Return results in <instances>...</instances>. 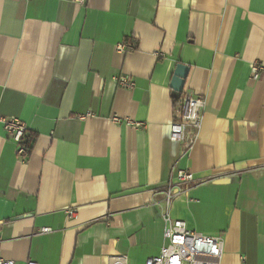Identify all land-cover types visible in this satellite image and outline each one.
<instances>
[{"label": "crops", "instance_id": "0c3cea01", "mask_svg": "<svg viewBox=\"0 0 264 264\" xmlns=\"http://www.w3.org/2000/svg\"><path fill=\"white\" fill-rule=\"evenodd\" d=\"M125 39L135 50L115 52ZM177 64L205 102L186 153L169 139ZM255 65L264 67V0H0V259L145 264L163 244L167 185L185 170L195 184L178 187L170 217L222 234L220 264H264ZM2 119L32 136L26 160Z\"/></svg>", "mask_w": 264, "mask_h": 264}, {"label": "built area", "instance_id": "2783aa9c", "mask_svg": "<svg viewBox=\"0 0 264 264\" xmlns=\"http://www.w3.org/2000/svg\"><path fill=\"white\" fill-rule=\"evenodd\" d=\"M135 50L131 42L123 41L115 46V52L124 54ZM260 73H264V67L255 65L252 67V75L257 79ZM113 81L118 87L132 91L135 87L133 79L128 76H115ZM204 98L194 94L189 89H184L177 100L173 102L172 119L169 126V139L182 145L183 152L191 150L197 139L203 118ZM86 116H78L83 120ZM111 122L116 125H126L132 128H140L141 123L129 119L111 117ZM6 136L14 142L16 154L20 159L26 160L28 150L24 147V138L27 135L25 125L17 119H2ZM195 184L193 175L185 170H177L173 181L169 182L165 191L163 214L164 230L163 244L156 257L147 259L145 264H220L223 250V235H204L191 231L186 224L174 220L169 215L170 204L181 190L179 186ZM68 217H73L74 211H66ZM51 232L49 228H42L39 233ZM0 264H15L12 261L0 259ZM26 264H37L27 262ZM108 264H127L123 256H113L108 259Z\"/></svg>", "mask_w": 264, "mask_h": 264}, {"label": "water", "instance_id": "95a60500", "mask_svg": "<svg viewBox=\"0 0 264 264\" xmlns=\"http://www.w3.org/2000/svg\"><path fill=\"white\" fill-rule=\"evenodd\" d=\"M189 72V68L187 66L177 64L171 76V81L169 83V88L171 90V97L174 100H177L184 88L185 80L187 78V74Z\"/></svg>", "mask_w": 264, "mask_h": 264}, {"label": "trees", "instance_id": "16d2710c", "mask_svg": "<svg viewBox=\"0 0 264 264\" xmlns=\"http://www.w3.org/2000/svg\"><path fill=\"white\" fill-rule=\"evenodd\" d=\"M125 40L130 41L132 43L131 40H128V39H125ZM32 144H33V138H32V136L31 135H26V137L24 138L23 145L28 150V155H29V153L31 151Z\"/></svg>", "mask_w": 264, "mask_h": 264}]
</instances>
